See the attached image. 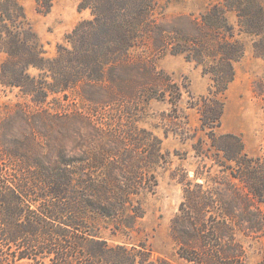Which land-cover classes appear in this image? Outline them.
<instances>
[{"label":"rangeland","instance_id":"1","mask_svg":"<svg viewBox=\"0 0 264 264\" xmlns=\"http://www.w3.org/2000/svg\"><path fill=\"white\" fill-rule=\"evenodd\" d=\"M85 1L0 0V264H195L179 256L172 221L189 187L210 195L219 189L229 201L230 187H241L231 160L239 145L227 136L239 137L246 155L263 162L255 176H264V57L255 53L258 46L264 54V30L240 33L239 0H152L151 24L171 41L156 51L142 43L130 58L152 61L159 81L149 97L119 94L102 106L95 102L109 99L112 89H91L83 79L74 87L63 85L65 72L75 74L66 55L71 37L94 19L92 8H81L90 2ZM241 1L264 8V0ZM217 13L229 28L218 41L233 36L229 41L245 48L232 63L235 75L223 96L214 93L212 78L226 75V62L196 46L201 40L207 46L204 20L214 22ZM26 42L36 44L39 58L49 63L63 53L65 64L55 76L46 69L26 70ZM212 97L224 103L221 122L205 127L200 110L215 109ZM56 171L63 177L60 191L42 198L45 186L36 177ZM31 173L34 183L26 185ZM80 204L88 210L77 220L78 231L61 223L66 218L46 220L42 214L51 206L66 211ZM91 206L109 213L100 215ZM30 226L38 234H67L57 243L71 245L68 256L58 262V246H51L54 254L28 247L31 236L16 227ZM12 236L18 241L4 242ZM237 239L245 264L264 261V232L240 233Z\"/></svg>","mask_w":264,"mask_h":264},{"label":"trees","instance_id":"2","mask_svg":"<svg viewBox=\"0 0 264 264\" xmlns=\"http://www.w3.org/2000/svg\"><path fill=\"white\" fill-rule=\"evenodd\" d=\"M89 1L86 6L81 8H92L95 12L94 19L79 26L71 37L73 48L72 51L66 49V55L71 57L68 61L73 64L75 74L73 76H66L70 72L63 74L65 77L64 87L66 89L74 87L79 83L77 81L83 79V82L90 85L91 89L100 87L104 88L103 92L106 91L105 88L112 89L113 92L109 95V99L95 102L102 106L116 102L119 94L120 96L128 95L132 98L140 97L142 99L151 96L160 74L156 71L152 61L140 58L133 62L130 57L131 51L140 48L142 43L146 45V42H150L152 50L156 51L162 50L171 41L168 37L164 38V30L153 27L151 24L152 0ZM83 2L87 1L83 0ZM236 7L240 33L257 34L264 30L263 7L252 3L245 4L241 0L237 2ZM20 11L23 13L22 8ZM217 15L218 19L214 22L207 18L204 20L206 35L203 36L208 39L207 46H203L202 40L197 41L196 46L198 47L197 52L207 56L208 49H210L211 56L219 53V57L226 62V67H228L226 75L213 74L212 78L214 93L218 92L223 96L235 75L232 63L244 55L245 48L238 40L229 41V39L233 40V36L223 42L218 41V34L223 35L229 28L225 20L221 16L219 18L218 13ZM22 18L26 19L25 14H22ZM4 21L5 19L2 17L1 22ZM36 46V44L25 43V69L30 67L46 69L55 76V73L59 71V65L65 64L66 56L61 53L55 61L49 63L48 60L39 58L42 52ZM255 49L258 57H264L258 46H255ZM5 51L9 55L13 53L9 49ZM45 63L50 66H45ZM51 63H55V65ZM2 83L6 86L12 85V83L8 84L4 81ZM15 85L19 86L20 84ZM210 93L212 94L213 91L211 90ZM208 100L214 102L215 109L208 111L207 107L201 108L200 115L203 126L209 127L213 122H218V126H220L224 103L215 100L214 97L208 98ZM212 112L214 115L216 114V118L211 116ZM227 137L236 140L239 145V151H236L235 154L232 151L231 160L237 162V174L233 173L232 176L242 182L241 187H230L232 189L230 201L225 199L226 195L219 189H216V192L213 190L210 195L203 189L196 191L189 187L185 190V200L180 213L172 221V237L178 246L179 256L195 264H245L246 251L237 236L240 233L249 235L251 232L256 234L264 232L262 208L264 204V176L261 172L255 176L256 168L262 166L263 162L260 159H251L246 155L244 144L239 137L235 135ZM33 177V173L29 174L26 185L34 183L32 182L34 181ZM245 180H247V184ZM35 181L44 184L45 194L40 196L46 198L49 194H57L60 191L63 177H59L56 171L49 175H42V177L38 176ZM19 187L23 193L25 190L31 191L30 187ZM15 197L20 199L18 196ZM81 204L74 206L76 209L70 208L66 211L51 206L44 208L42 214L46 220L58 222L66 218L67 221L61 223L65 224L67 228L78 231L80 224L77 220L84 213L83 210H88ZM92 207L100 215L109 213L101 207ZM71 211H76V215H73ZM18 228L20 233L27 231L31 236L28 239L29 242L26 243L30 248L42 249V253L48 254L55 253L56 249H51L52 245L61 248L62 253L57 254L58 262L64 260L72 249L71 245L65 246L57 243V240L63 242L59 237L65 238L67 234L56 232L54 235L45 229L39 230L40 234H38L35 226L16 227V229ZM18 238L19 236H12L4 242H17ZM261 264H264V261Z\"/></svg>","mask_w":264,"mask_h":264}]
</instances>
